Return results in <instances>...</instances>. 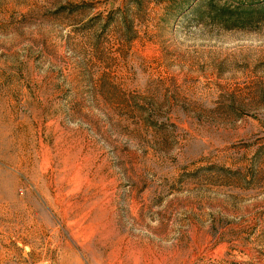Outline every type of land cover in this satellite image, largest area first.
Wrapping results in <instances>:
<instances>
[{
  "label": "rangeland",
  "instance_id": "obj_1",
  "mask_svg": "<svg viewBox=\"0 0 264 264\" xmlns=\"http://www.w3.org/2000/svg\"><path fill=\"white\" fill-rule=\"evenodd\" d=\"M0 264H264V0H0Z\"/></svg>",
  "mask_w": 264,
  "mask_h": 264
}]
</instances>
